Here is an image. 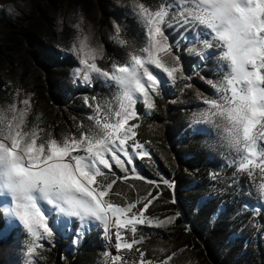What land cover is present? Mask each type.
<instances>
[{
  "label": "snow or ice",
  "instance_id": "6c2138e0",
  "mask_svg": "<svg viewBox=\"0 0 264 264\" xmlns=\"http://www.w3.org/2000/svg\"><path fill=\"white\" fill-rule=\"evenodd\" d=\"M114 7L108 38L123 49L121 57L98 63L104 49L83 32V17L73 26L79 38L55 51L73 61L72 86L87 90L81 104L88 111L72 117L70 134L54 135L40 126V116L31 122L32 94L21 99L19 87L0 107V245L9 242L18 264H42L41 250L64 237L78 247L93 230L106 245L103 264H170L175 251L149 259L146 237L136 233L140 226L174 225L183 209L160 218L149 212L159 191L130 199L113 186L132 176L174 192V181L138 171V161L151 158V151L133 121L142 115L138 102L150 111L156 97L178 84L182 94L194 89L197 102L184 135L208 138L202 141L209 149L205 159L215 165L194 210L215 201L209 216L215 227L230 198L236 207L229 219H239L230 239L245 228L264 233V0H114ZM222 149L217 161L212 152ZM253 191L257 202L249 203L244 196ZM171 203L178 204L175 195ZM121 250L138 254L139 261Z\"/></svg>",
  "mask_w": 264,
  "mask_h": 264
},
{
  "label": "trees",
  "instance_id": "16d2710c",
  "mask_svg": "<svg viewBox=\"0 0 264 264\" xmlns=\"http://www.w3.org/2000/svg\"><path fill=\"white\" fill-rule=\"evenodd\" d=\"M63 1L31 0L29 11L17 16L0 9V107H7L17 87L21 89L20 94L31 93L30 121L35 122L36 116H40V126L56 136L70 134L73 131L72 117H81L88 111L81 104V93L87 90L76 89L71 83L73 61L55 54L58 47L70 46L77 34L71 24H57L48 17L47 6ZM75 1L89 6L93 0ZM103 38L104 57L98 60L102 66L107 65L110 58L123 54L121 47ZM195 84L200 90L208 91L203 82L196 80ZM179 88L178 84L175 91L168 89L156 97L155 108L150 111L138 102L137 108L142 115L133 121L139 124L137 138L142 142L149 141L147 147L151 151V158L138 161V171L148 179L174 181V192L163 183L156 189L132 176L127 181H117L113 189L130 199L145 195L147 190L159 191L160 198L150 206L149 212L160 218L178 207L183 209L184 214L174 225L164 228L140 226L136 235L146 237L142 247L149 259L159 260L175 251L170 264H264V233L257 234L245 228L238 238L230 239L239 227V219L236 222L229 219L236 207L230 198L226 204L227 214L217 220L215 227L209 223L215 201L203 205L198 213L194 210L199 198L207 194L209 172L215 165L205 159L209 149L202 141L208 138L184 135L185 124L191 115L190 106L197 102L192 99L194 89L182 94ZM222 152L226 149L213 151L212 155L220 161ZM231 171L229 167L227 172ZM173 195L178 204L171 203ZM112 198L119 200L115 196ZM244 199L249 203L257 202L254 191L252 197L245 195ZM186 225L191 231L185 230ZM249 238L251 242L245 247ZM105 248L95 230L78 247L72 245L70 237L60 238L54 247L41 250L46 258L42 264H103Z\"/></svg>",
  "mask_w": 264,
  "mask_h": 264
},
{
  "label": "rangeland",
  "instance_id": "374dc122",
  "mask_svg": "<svg viewBox=\"0 0 264 264\" xmlns=\"http://www.w3.org/2000/svg\"><path fill=\"white\" fill-rule=\"evenodd\" d=\"M31 0H0V9L8 14L17 16L29 11ZM14 6L12 12L8 11L9 6ZM52 5V4H51ZM49 18L57 24L69 23L74 26L83 17L82 29L87 34L95 46L104 47V38L109 40L110 21L113 13L117 11L114 7V0H93L89 6H83L75 0H64L58 4L48 7ZM77 30V29H76ZM79 38V32L75 39ZM24 98V94H20ZM22 107V105H21ZM20 257L17 251L9 247V242H5L0 248V264H18Z\"/></svg>",
  "mask_w": 264,
  "mask_h": 264
},
{
  "label": "built area",
  "instance_id": "2783aa9c",
  "mask_svg": "<svg viewBox=\"0 0 264 264\" xmlns=\"http://www.w3.org/2000/svg\"><path fill=\"white\" fill-rule=\"evenodd\" d=\"M104 244H105V242H104ZM105 247H106V245H105ZM111 251H112V254L113 255L116 254V250L114 248L111 249ZM121 252L125 256L126 259H129L130 258V259H134L136 261H139V258H138V256L135 253L128 252L126 250H121ZM109 264H110V261H109Z\"/></svg>",
  "mask_w": 264,
  "mask_h": 264
}]
</instances>
